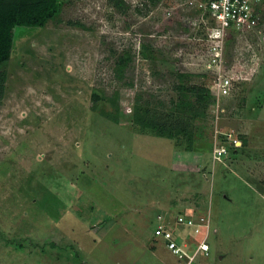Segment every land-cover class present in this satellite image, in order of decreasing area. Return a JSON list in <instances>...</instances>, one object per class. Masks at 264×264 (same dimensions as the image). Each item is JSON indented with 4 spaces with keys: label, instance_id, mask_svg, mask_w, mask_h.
Wrapping results in <instances>:
<instances>
[{
    "label": "rangeland",
    "instance_id": "374dc122",
    "mask_svg": "<svg viewBox=\"0 0 264 264\" xmlns=\"http://www.w3.org/2000/svg\"><path fill=\"white\" fill-rule=\"evenodd\" d=\"M197 2L56 0L43 26L13 29L0 264H177L153 232L199 240L178 215L208 220L200 264H264V3L253 32L223 43L233 86L203 101L185 88L221 75L182 23Z\"/></svg>",
    "mask_w": 264,
    "mask_h": 264
},
{
    "label": "built area",
    "instance_id": "2783aa9c",
    "mask_svg": "<svg viewBox=\"0 0 264 264\" xmlns=\"http://www.w3.org/2000/svg\"><path fill=\"white\" fill-rule=\"evenodd\" d=\"M187 1L185 0V2ZM263 3L264 0H198L196 4H187L189 7L194 5L195 13L188 21L186 16L182 17V23H186L188 27L192 25V29H194L191 32L199 29L196 37L193 35L192 37H195L200 45H204L205 52L210 54L212 68L216 72L220 71V75L225 67L219 57L227 48V44L223 43L229 42L231 38H236L237 44V38L247 37L253 32L259 23L260 7ZM231 81L232 78L228 74L220 77L216 75L211 82L212 86L215 85L216 90L213 91L210 87V93L215 97L226 95L229 92ZM223 154L224 149L222 147H215L213 159L219 161ZM177 221L186 228L184 234L190 230L192 235H201L199 240L178 238L179 235L175 230L162 222L156 226L154 235L164 241L167 249L179 259L180 264H200L199 259L210 251V245L207 241L208 220L200 217L195 221L192 218L178 215ZM182 232V230L179 232L180 236L183 235Z\"/></svg>",
    "mask_w": 264,
    "mask_h": 264
},
{
    "label": "trees",
    "instance_id": "16d2710c",
    "mask_svg": "<svg viewBox=\"0 0 264 264\" xmlns=\"http://www.w3.org/2000/svg\"><path fill=\"white\" fill-rule=\"evenodd\" d=\"M56 12V0H0V64L8 58L12 45L13 29L19 26L40 27ZM202 75V74H200ZM186 75L179 74V79ZM233 86L232 81L230 88ZM199 92V97L213 100L209 88L186 87ZM213 102V101H210Z\"/></svg>",
    "mask_w": 264,
    "mask_h": 264
},
{
    "label": "crops",
    "instance_id": "0c3cea01",
    "mask_svg": "<svg viewBox=\"0 0 264 264\" xmlns=\"http://www.w3.org/2000/svg\"><path fill=\"white\" fill-rule=\"evenodd\" d=\"M176 257V256H175ZM176 260H177V264H180V262H179V259L176 257ZM200 260V259H199ZM201 264H203L202 262H201Z\"/></svg>",
    "mask_w": 264,
    "mask_h": 264
},
{
    "label": "bare ground",
    "instance_id": "6f19581e",
    "mask_svg": "<svg viewBox=\"0 0 264 264\" xmlns=\"http://www.w3.org/2000/svg\"><path fill=\"white\" fill-rule=\"evenodd\" d=\"M219 148V147H218Z\"/></svg>",
    "mask_w": 264,
    "mask_h": 264
}]
</instances>
